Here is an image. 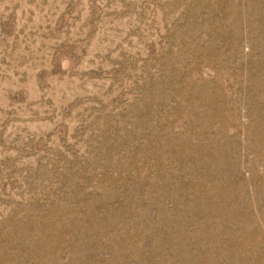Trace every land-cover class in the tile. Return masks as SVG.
<instances>
[{"label": "rangeland", "instance_id": "rangeland-1", "mask_svg": "<svg viewBox=\"0 0 264 264\" xmlns=\"http://www.w3.org/2000/svg\"><path fill=\"white\" fill-rule=\"evenodd\" d=\"M0 264H264V0H0Z\"/></svg>", "mask_w": 264, "mask_h": 264}]
</instances>
